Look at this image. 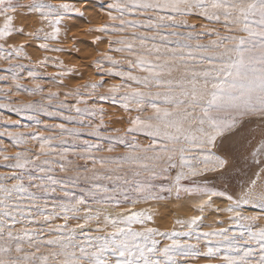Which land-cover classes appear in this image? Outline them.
<instances>
[{
  "label": "snow or ice",
  "instance_id": "1",
  "mask_svg": "<svg viewBox=\"0 0 264 264\" xmlns=\"http://www.w3.org/2000/svg\"><path fill=\"white\" fill-rule=\"evenodd\" d=\"M0 264H264V0H0Z\"/></svg>",
  "mask_w": 264,
  "mask_h": 264
},
{
  "label": "rangeland",
  "instance_id": "2",
  "mask_svg": "<svg viewBox=\"0 0 264 264\" xmlns=\"http://www.w3.org/2000/svg\"><path fill=\"white\" fill-rule=\"evenodd\" d=\"M53 2H56V0H53ZM97 2H99V0H97ZM21 22L22 21L20 19H17L16 24L19 26L21 24ZM92 23L95 24V23H97V21L93 20ZM88 26L89 25L87 23L77 21L76 27L71 28V30L68 33L69 37H73V36L75 37V39L77 41V43L75 44V47L80 49L79 54H78V52L72 51L71 54L64 53V54L60 55V57H62L61 59L66 61L67 64L76 65L78 70L81 73H83L82 79L77 78V79H71V80L66 81V84H68L69 87H74L78 83H83V82L88 81V80L96 79L95 75L93 74V70L91 68L89 69L88 67L87 68L85 67V65L90 64V62L95 58L96 47H97V46L93 47V45H91L89 43L92 39L90 36H85L83 34V30L85 28H87ZM60 46L66 48V49L72 50L73 49V42L71 39H67V40H64L62 45H60ZM98 47L103 49L105 47V45H99ZM29 51L33 54L34 57L40 55V53L34 51L33 49H29ZM77 59L79 61H75ZM48 71L51 72L52 69H48ZM90 74H91V76H90ZM20 99L26 100V99H28V97L21 96ZM107 119L108 118L106 117V120ZM111 126L112 127H123L122 124H113ZM177 205L178 204L176 202H173V203H169L165 206H160L156 209L158 216L161 217L157 221L158 225L161 228H167L170 226L173 215L185 216V215L191 214L190 212L187 211V209L181 208Z\"/></svg>",
  "mask_w": 264,
  "mask_h": 264
},
{
  "label": "bare ground",
  "instance_id": "3",
  "mask_svg": "<svg viewBox=\"0 0 264 264\" xmlns=\"http://www.w3.org/2000/svg\"><path fill=\"white\" fill-rule=\"evenodd\" d=\"M90 43V42H89ZM91 46V45H90ZM94 47V46H93ZM78 54H79V52H78ZM77 54V55H78ZM82 54V53H81ZM60 58H62V57H60ZM85 60V59H84ZM75 61H79L78 59L77 60H75ZM66 62V61H65ZM78 63V62H77ZM87 68V67H86ZM85 69V68H84ZM90 69V68H89ZM86 70V69H85ZM88 70V69H87ZM89 76V75H88ZM90 76H91V74H90ZM178 206V205H177ZM161 209V208H160ZM159 211V210H158Z\"/></svg>",
  "mask_w": 264,
  "mask_h": 264
}]
</instances>
